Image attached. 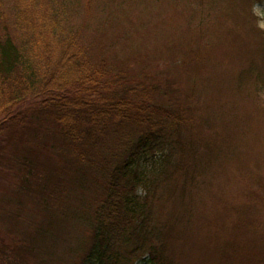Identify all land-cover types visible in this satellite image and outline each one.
Returning <instances> with one entry per match:
<instances>
[{"label": "rangeland", "instance_id": "1", "mask_svg": "<svg viewBox=\"0 0 264 264\" xmlns=\"http://www.w3.org/2000/svg\"><path fill=\"white\" fill-rule=\"evenodd\" d=\"M0 3L12 21L21 0ZM50 8L88 49L89 69L102 64L114 94L124 83L145 86L159 115L184 119L181 141L192 149L177 159L194 182L181 170L167 178L168 166L149 202L166 264H264V0H53ZM25 131L0 139V264H78L104 181L58 152L50 120L36 115Z\"/></svg>", "mask_w": 264, "mask_h": 264}, {"label": "trees", "instance_id": "2", "mask_svg": "<svg viewBox=\"0 0 264 264\" xmlns=\"http://www.w3.org/2000/svg\"><path fill=\"white\" fill-rule=\"evenodd\" d=\"M52 1L21 0L12 21L0 9V139L20 138L40 115L61 135L56 147L67 162L104 181L92 241L78 264H166L149 202L168 166L167 178L181 170L194 182L190 168L177 159L192 149L181 141L184 119L159 115L163 110L151 106L145 86L124 83L114 94L102 64L89 69L88 49L50 8ZM136 88L142 96L133 99ZM31 159L32 154L19 162L23 171L32 168Z\"/></svg>", "mask_w": 264, "mask_h": 264}]
</instances>
